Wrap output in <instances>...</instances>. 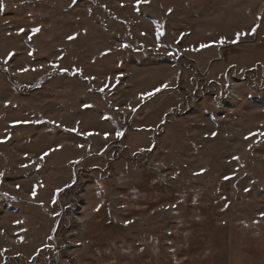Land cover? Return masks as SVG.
Masks as SVG:
<instances>
[{"label": "rangeland", "instance_id": "1", "mask_svg": "<svg viewBox=\"0 0 264 264\" xmlns=\"http://www.w3.org/2000/svg\"><path fill=\"white\" fill-rule=\"evenodd\" d=\"M0 5V264H264V0Z\"/></svg>", "mask_w": 264, "mask_h": 264}, {"label": "snow or ice", "instance_id": "2", "mask_svg": "<svg viewBox=\"0 0 264 264\" xmlns=\"http://www.w3.org/2000/svg\"><path fill=\"white\" fill-rule=\"evenodd\" d=\"M0 7H2V5H0ZM39 31H40L39 28H35V29L32 30L33 34L38 33ZM74 38H75V37H69L70 40H71V39H74ZM202 47H207V45H202ZM54 67H56V66L54 65ZM25 71H27V70L25 69ZM62 71H63V70H62ZM101 91H103V89H101ZM157 91H159V89H158ZM149 95H152V94L150 93ZM116 135H117V137L119 138V137H121V136L123 135V133H121V132H117ZM0 142H3V141H0ZM97 210H98V209H97Z\"/></svg>", "mask_w": 264, "mask_h": 264}, {"label": "bare ground", "instance_id": "3", "mask_svg": "<svg viewBox=\"0 0 264 264\" xmlns=\"http://www.w3.org/2000/svg\"><path fill=\"white\" fill-rule=\"evenodd\" d=\"M263 15H264V5L261 6L258 16L260 18V17H263Z\"/></svg>", "mask_w": 264, "mask_h": 264}, {"label": "built area", "instance_id": "4", "mask_svg": "<svg viewBox=\"0 0 264 264\" xmlns=\"http://www.w3.org/2000/svg\"><path fill=\"white\" fill-rule=\"evenodd\" d=\"M223 103V101H220V102H217L216 104H222Z\"/></svg>", "mask_w": 264, "mask_h": 264}]
</instances>
